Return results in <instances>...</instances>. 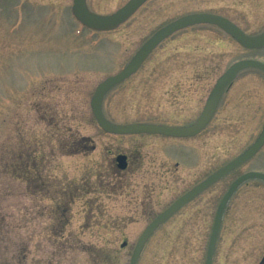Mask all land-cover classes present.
I'll use <instances>...</instances> for the list:
<instances>
[{
    "label": "rangeland",
    "instance_id": "1",
    "mask_svg": "<svg viewBox=\"0 0 264 264\" xmlns=\"http://www.w3.org/2000/svg\"><path fill=\"white\" fill-rule=\"evenodd\" d=\"M125 1L87 4L93 11L110 12ZM71 5L72 0H0V264H128L150 221L140 217L146 206L154 213L194 179L243 152L264 122V72L242 69L231 92L248 97L244 115L237 116L241 105L235 100L224 101L234 116L211 124L212 134L197 139L202 152L198 175L180 171L167 177L168 193L147 194L149 171L135 165L119 171L110 164L119 149L147 163L149 144L102 131L89 105L94 88L139 47L149 34V19L216 11L255 33L264 28V0H148L130 17L125 33L104 34L77 23ZM182 39L185 50H201L205 56L182 62L176 53ZM169 42L105 94L102 111L108 120L149 122L151 67L208 66L218 76L241 58L264 63V48H244L206 25ZM82 138L91 140L94 149L86 151ZM248 171L264 173V142L161 223L136 264H204L214 207L229 184ZM263 255L264 181L248 179L225 205L211 264H257Z\"/></svg>",
    "mask_w": 264,
    "mask_h": 264
},
{
    "label": "flooded vegetation",
    "instance_id": "2",
    "mask_svg": "<svg viewBox=\"0 0 264 264\" xmlns=\"http://www.w3.org/2000/svg\"><path fill=\"white\" fill-rule=\"evenodd\" d=\"M145 3H143L127 19H125L115 28L109 30H102V31H97V30H91V31L99 32L102 34L123 31L124 27H126V24L131 21L130 17L133 14H135ZM86 4H87V0H86ZM120 6H118L117 8H119ZM87 7L89 8L88 4ZM93 12L100 14L110 13V12H96V11ZM200 12L212 13L222 16L228 19L233 24H235L244 34L248 36H255L264 31L263 28L258 32L249 33L246 30H244L240 25H238L236 22L231 20L228 15L223 14L221 12L192 11L167 20L159 21V20L149 19V34L143 37L144 39L141 41L139 46L147 38L151 37L158 29L172 22L176 18L189 13H200ZM198 25H206L212 27L213 29L220 30L224 34L228 35L232 40L235 41L233 37H231L227 32H225L221 27L217 26L216 24L203 23V24L190 25L176 29L175 31H173L172 33L161 39L157 43V45L149 52L145 60L148 57L152 56L160 46H163V44H166L168 46L170 43L169 40L173 36L177 34L184 35L189 29ZM126 31L127 30H124L122 33H125ZM180 41L179 43L181 46H179L180 49L176 51V53H177V57L181 59V61L185 59L199 60L205 56V52L201 50L200 51L193 49L185 50L186 47H185L184 39ZM235 42L237 43V41ZM188 43L190 42L188 41ZM134 52L128 57V60L131 58ZM127 61L122 65V67H120V69L123 68V66L127 63ZM144 61L141 63V65L144 63ZM141 65L137 68V70L141 67ZM226 68L221 71L220 75L226 70ZM120 69L112 73H109V75L118 72ZM137 70L135 72H137ZM238 73L235 75V78L230 83H228L221 91L210 113L209 119L207 120L206 124L196 133H193L191 135H173L169 133H160V132H135L129 134H116L102 130L106 135H110L115 138H131L133 142L139 139V142H143V144H149V161L147 163L140 162L138 155L136 154L133 155L132 153L126 150L119 149L118 151L115 152L114 155H112V160L110 165L116 167L119 171H125L131 165L132 166L135 165L136 167L138 166L139 169H144L149 171L148 173L149 183L147 184V188L145 189V191H147V194L149 195L154 194L153 196L159 195L162 197L163 194L168 193L167 177L178 176L180 171L183 172L185 170H188L191 171L190 173L191 177L197 176L201 170V158H202L201 144L200 141H198L197 139L203 135L207 136L210 133L212 134V132H210L212 127L211 124L217 123L219 121L220 122L230 121L231 118L234 116L233 115L234 111L229 112L232 106L230 109L227 108L225 109L223 107V102L225 101L226 104V101L228 103L230 102L232 103L233 100H235L237 103H239L241 105V108L237 109L238 117L243 116L245 109L247 108L248 97L247 96L243 97L241 93L239 94L237 93L238 96H236L235 93L231 92V87L234 84L233 81L236 79ZM217 74L215 67H208V66L201 67V66L193 65V66L177 67V66L167 65L164 67L149 68V83L151 86L149 87V122L148 121H143V122L154 125L168 126V127H187L192 125L204 112L206 103L215 86L216 80L220 76V75L217 76ZM209 75H215V76L211 77ZM131 76H129L128 78H130ZM128 78L125 79L123 82L128 80ZM123 82L115 85L112 88H115L116 86L122 84ZM101 108H102V104H101ZM104 117L106 118L105 115ZM82 139L85 143V146L83 148L86 151L94 149V143L91 140H89L88 138L87 139L82 138ZM74 150H76L75 147ZM205 176L206 175H204V177ZM202 179L203 178H199L198 180L194 179L195 181L193 180L179 194L174 196L170 201L168 200L166 203L160 206V208L154 211V213H152L153 210L149 211V208L151 209L150 206H146L148 210L144 211L140 217L150 219L151 221L160 212L166 209L173 201H175L178 197H180L181 195L192 189ZM214 183L208 185L205 189L201 190L199 193H197L189 200H187L168 218L175 216L182 208H184L187 204L191 203L197 196H199L202 192L206 191ZM214 208L216 213L217 206H215ZM150 221H148L146 225ZM159 226L160 225H158L153 232H155ZM153 232L151 233V235L153 234Z\"/></svg>",
    "mask_w": 264,
    "mask_h": 264
},
{
    "label": "water",
    "instance_id": "3",
    "mask_svg": "<svg viewBox=\"0 0 264 264\" xmlns=\"http://www.w3.org/2000/svg\"><path fill=\"white\" fill-rule=\"evenodd\" d=\"M145 1L146 0H127L121 7L109 14H98L90 11L87 8L85 0H72L71 11L74 17L85 27L96 30H109L115 28L117 25L127 19ZM200 23L216 24L230 36H232L244 48L264 47V31L255 36H248L228 19L216 14L205 12L189 13L176 18L172 22L158 29L151 37L146 39L119 72L104 78L94 88V91L90 97L89 105L95 122L102 130L116 134H129L135 132H160L173 135H191L199 131L206 124L221 91L228 83H230L234 79L235 75L240 70L252 67L264 72V63L256 59H240L232 63L216 80L215 86L209 96L202 115L197 119L195 123L187 127H168L149 123L119 124L108 121L103 116L101 109L102 99L105 93L110 88L119 84L131 74H133L147 57L149 52L157 45V43L161 39L175 31L176 29ZM263 142L264 123L255 140L243 152L209 174L198 184H196L192 189L178 197L166 209L160 212L146 225L135 242L128 264H136V260L145 241L159 224L165 221L174 211H176L191 197L199 193L211 183L221 178L229 171L244 163L261 147ZM253 178L261 179L262 181H264V173L257 171H248L239 175L231 182L228 189L219 201L208 238L204 264H211L216 238L220 227L222 211L226 202L239 184H241L245 180ZM258 264H264V256Z\"/></svg>",
    "mask_w": 264,
    "mask_h": 264
}]
</instances>
